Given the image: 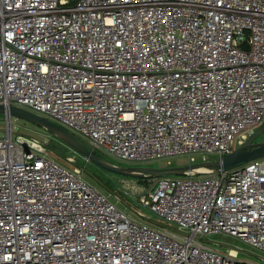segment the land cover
Instances as JSON below:
<instances>
[{"label":"built area","instance_id":"built-area-1","mask_svg":"<svg viewBox=\"0 0 264 264\" xmlns=\"http://www.w3.org/2000/svg\"><path fill=\"white\" fill-rule=\"evenodd\" d=\"M0 104L130 163L222 158L264 133V0H0ZM8 129L0 264H260L200 238L264 253V157L143 186L169 229Z\"/></svg>","mask_w":264,"mask_h":264},{"label":"water","instance_id":"water-1","mask_svg":"<svg viewBox=\"0 0 264 264\" xmlns=\"http://www.w3.org/2000/svg\"><path fill=\"white\" fill-rule=\"evenodd\" d=\"M0 114H3L5 117H9V118H11L12 116H16V117L25 119L33 124H36L46 129L49 133L53 134L59 140L64 142L69 148H71L72 151L82 156L86 161L92 162L108 172H111V173H114L120 176H124V177L157 178V177L169 176V175L185 176L191 173L207 174V173H213V172L227 171L231 168L240 166L249 161L264 157V142L256 140L257 137L261 133H263V127H260L259 130H257V132L253 136L248 138V140L244 144L240 145L235 150L226 154L222 158H219L214 161L197 162V163L181 165V166L142 165V166L123 167V166L109 164L103 158L96 155L86 145H84V143L81 142V140H79L69 130L65 129L64 127L56 124L55 122L43 116H40L38 114H35L33 112H30L28 110H25L17 106H13V105L6 106L4 104H0ZM3 132L6 134V133H9L10 131L7 128V129H4ZM12 134L25 136L24 134L18 133V132H12ZM45 145L52 154L68 162L73 167L80 169L81 171L86 173L90 178H92L97 184L101 185L108 192H110L111 194H114L117 198H119L118 195L113 193V191L103 181H101L93 172L88 170L84 165L78 163L75 160H72L69 156L61 152L56 147L50 145L49 143H45ZM122 202L124 201L122 200ZM125 204L127 205L128 208H131V210L136 212L130 205H128L127 203ZM143 218L145 221L149 222L150 224L154 226L174 229L148 216H143ZM200 240L208 244L219 245V246L225 247L230 250H236L237 252H240L248 256H253L256 258L263 259V257L257 254L256 252L249 250V249H245L237 245H233L227 242H221V241L210 239V238H200Z\"/></svg>","mask_w":264,"mask_h":264},{"label":"rangeland","instance_id":"rangeland-1","mask_svg":"<svg viewBox=\"0 0 264 264\" xmlns=\"http://www.w3.org/2000/svg\"><path fill=\"white\" fill-rule=\"evenodd\" d=\"M8 127H13L14 132H18V133H22L24 135L27 136H31L34 138H37L41 141H46L48 142L50 145L56 147L57 149H59L61 152H63L64 154H66L67 156H69L72 160L77 161L78 163L84 165L88 170H90L91 172H93L101 181H103L112 191L113 193H115L116 195H118V197L120 199H122L125 203H127L128 205H130L136 212L137 211H141L143 212L146 216L155 219L157 221L163 222V220L158 217L153 211H151L150 209L142 206L139 202V198H140V189L145 186L146 189L150 188L152 183H154L155 178L152 177H143V178H132V177H124V176H120L111 172H108L102 168H97L96 166H94L93 164L87 162L83 157L79 156L78 154H76L75 152H73L71 150V148H69L64 142H62L61 140H59L56 136H54L53 134L49 133L46 129L33 124L25 119L16 117V116H12L11 118L9 117H5L3 114H0V137H2L5 133L3 132L4 129H7ZM70 131V130H69ZM71 132V131H70ZM257 132V130H251L248 131L246 134L248 135V138H250L251 136H253L255 133ZM79 140H81V142L84 143V145H86L89 149H92V147H90V145L88 144L87 140L79 134H75L73 133ZM16 134H14V138H16ZM257 141H262L264 142V133H261L257 139ZM96 155H98L99 157L103 158L105 161H107L109 164L112 165H117V166H123V167H127V166H142V165H148V166H181V165H188L189 162V158L187 156H181V157H175L173 159H171V164L166 163V161L164 160H157V161H152L149 163H145V164H135V163H130L127 161H122L117 159L116 157L102 151L99 149H94L92 150ZM51 155L58 160L60 163H62L64 166L67 167H71L73 168V166L71 164H69L68 162L64 161L63 159L57 157L56 155L52 154ZM219 159V158H217ZM215 155H209L208 159L206 161H214L217 160ZM196 161L197 162H204V160L202 159L201 156H197L196 157ZM83 172V171H82ZM84 177L86 178V180H88L89 182H91L94 186H96L104 195H106L107 197H109L111 199V201L113 203L116 204V206L128 213L129 215L133 216V217H137L138 215L136 214V212H134L133 210H131V208H128L127 205L122 202V200H120L119 198H117L114 194H111L110 192H108L105 188H103L101 185L97 184L92 178H90L86 173L83 172ZM145 193V192H143ZM145 195H147L145 193ZM214 240H218L221 242H227L233 245H237L240 247H243L245 249H249L252 250L254 252H256L257 254L261 255L263 257V259L261 258H256L253 256H248L245 254H242L240 252H238V259H247V260H251L253 262H257L260 264H264V253L260 252L256 249H252L249 245L245 244L244 242H241L239 239L237 238H233V237H227V236H216L214 238H212ZM213 245V244H211ZM214 248L218 249L219 251H221L222 253H227L228 251H231L230 249H227L225 247L219 246V245H213Z\"/></svg>","mask_w":264,"mask_h":264},{"label":"flooded vegetation","instance_id":"flooded-vegetation-1","mask_svg":"<svg viewBox=\"0 0 264 264\" xmlns=\"http://www.w3.org/2000/svg\"><path fill=\"white\" fill-rule=\"evenodd\" d=\"M74 152V151H73ZM77 154V153H76ZM79 155V154H78ZM80 156V155H79ZM82 157V156H81ZM87 162H89V161H87ZM89 163H91V164H93L94 166H96L97 168H100L99 166H97L96 164H94V163H92V162H89Z\"/></svg>","mask_w":264,"mask_h":264},{"label":"bare ground","instance_id":"bare-ground-1","mask_svg":"<svg viewBox=\"0 0 264 264\" xmlns=\"http://www.w3.org/2000/svg\"><path fill=\"white\" fill-rule=\"evenodd\" d=\"M232 254L236 255V254H238V252L236 250H232Z\"/></svg>","mask_w":264,"mask_h":264},{"label":"trees","instance_id":"trees-1","mask_svg":"<svg viewBox=\"0 0 264 264\" xmlns=\"http://www.w3.org/2000/svg\"><path fill=\"white\" fill-rule=\"evenodd\" d=\"M138 179V178H137Z\"/></svg>","mask_w":264,"mask_h":264}]
</instances>
